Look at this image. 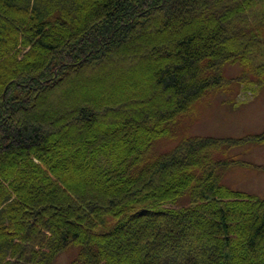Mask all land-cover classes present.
Instances as JSON below:
<instances>
[{"label": "trees", "instance_id": "obj_1", "mask_svg": "<svg viewBox=\"0 0 264 264\" xmlns=\"http://www.w3.org/2000/svg\"><path fill=\"white\" fill-rule=\"evenodd\" d=\"M230 82L264 86V0H0V264H264L225 148L154 149Z\"/></svg>", "mask_w": 264, "mask_h": 264}, {"label": "rangeland", "instance_id": "obj_2", "mask_svg": "<svg viewBox=\"0 0 264 264\" xmlns=\"http://www.w3.org/2000/svg\"><path fill=\"white\" fill-rule=\"evenodd\" d=\"M94 71L87 69L84 74L92 75ZM240 72L238 65L227 64L224 68L227 77H236ZM231 83L199 100L179 122L177 134L173 138L161 139L154 149L162 153L185 138H211L218 142L213 151L218 154L219 147L225 148L228 158L223 160L232 161L222 168L223 181L235 189L264 197V141L244 140L264 133V86L245 88L236 82ZM48 102H53L56 107L62 103L61 99L55 100L52 96ZM186 203L184 198L178 205ZM74 254L72 251L64 253L60 264H68ZM194 264H200L199 259Z\"/></svg>", "mask_w": 264, "mask_h": 264}]
</instances>
